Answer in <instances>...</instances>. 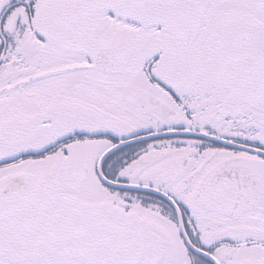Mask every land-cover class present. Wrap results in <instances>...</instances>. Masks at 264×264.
<instances>
[{
	"label": "snow or ice",
	"instance_id": "obj_1",
	"mask_svg": "<svg viewBox=\"0 0 264 264\" xmlns=\"http://www.w3.org/2000/svg\"><path fill=\"white\" fill-rule=\"evenodd\" d=\"M0 264H264V0H0Z\"/></svg>",
	"mask_w": 264,
	"mask_h": 264
}]
</instances>
